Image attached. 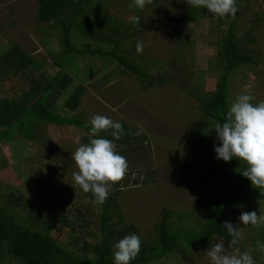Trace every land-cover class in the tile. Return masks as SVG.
Wrapping results in <instances>:
<instances>
[{"label":"rangeland","instance_id":"1","mask_svg":"<svg viewBox=\"0 0 264 264\" xmlns=\"http://www.w3.org/2000/svg\"><path fill=\"white\" fill-rule=\"evenodd\" d=\"M125 1L104 0V4L109 12L129 21L136 14ZM36 7V0H0V53L17 44L37 61L24 74L0 78V98L10 99L27 89L33 80L43 86L48 76L58 71L59 32L35 19ZM191 7L186 0H159L139 9L141 31L135 35L137 41L132 49L136 51L137 43H142L144 50L139 56L155 62L147 69L156 74L158 67L164 68L175 75L174 81L149 85L136 75L121 72L119 64L110 58L82 55L68 69L70 83L54 102V110L66 114V98L82 84L85 90L80 108L69 110L68 114H76L85 121L96 114L113 121L123 120L145 136L128 148L116 144L117 153L127 159L128 171L122 181L109 185V193L116 185H122L123 190L117 195L119 209L125 222L137 229L140 240L155 235L164 208L173 229L192 224L199 216L176 219L179 213L194 208L201 194L199 177L204 173L202 156L189 145L190 131L201 111L196 94L184 86L198 91V96L214 89L220 71L215 64L217 48L225 38L232 15L204 14L192 19ZM237 9V42L253 62L238 66L231 74L227 97L231 105L239 95L250 94L255 97L251 101L255 105L264 101V0H237ZM252 25L255 29L249 34ZM73 41L77 48L105 45L86 38L76 41L74 37ZM88 69L93 73L89 74ZM37 132L35 140L15 136L0 143V184L24 194L14 215L21 222L32 224L41 215L56 219L64 213L76 224L79 209L98 219L101 205L90 197L94 194L73 185V173L78 172V167L72 153L80 144H89L91 135L72 125H40ZM84 138L88 141L84 142ZM234 207L226 221L237 227L243 238L233 248H228L229 240L215 235L208 244L192 249L191 254L186 253V248H177L151 264H210L206 251L221 240L228 253L238 248L240 252H249L255 264H264V252L257 250L264 244V225H243L239 220L245 211L264 214V203ZM60 224L56 219V225ZM70 235L82 239L71 228L58 237L68 243Z\"/></svg>","mask_w":264,"mask_h":264},{"label":"trees","instance_id":"2","mask_svg":"<svg viewBox=\"0 0 264 264\" xmlns=\"http://www.w3.org/2000/svg\"><path fill=\"white\" fill-rule=\"evenodd\" d=\"M36 1L35 19L42 26L59 32L61 55L56 62L58 71L48 76L43 86L33 80L27 89L12 95L10 99L0 98V143L10 141L15 136L35 140L39 126L47 124L72 125L90 134L91 139H109L125 148L143 141L145 136L123 120H116L123 125V132L121 138L115 140L111 129L93 136L90 121L76 114H68L69 110L75 111L81 104L85 90L82 84H78L66 98V114L54 110V102L70 83L71 77L67 71L77 56L100 55L110 58L119 64L121 72L136 75L141 82L149 85L174 81L175 75L164 68L158 67L156 74L151 73L147 66L155 62L145 61L132 49L135 46L132 44L137 41L135 35L141 31L138 23L126 21L109 12L104 0ZM157 1L153 0L152 4ZM125 3L131 6L133 1L127 0ZM131 7L135 16H139V8ZM204 14L217 16L207 8L192 6L189 18L196 19ZM238 14L237 10L228 24L221 46L217 48L215 64L220 71L214 89L203 91V95L198 96V91L195 93L193 88L184 86L190 93L196 94L201 111L198 122L190 131L189 145L202 156L204 173L199 177L201 194L194 208L179 213L176 219L191 218L195 214L199 215L198 220L173 229L167 222L164 208L163 218L155 227V235L140 240V252L131 264H151L170 255L177 248H186V253L191 254L192 249L208 244L215 235L230 241L232 237L223 225L228 213L235 210L234 206L254 203L259 206L260 202L264 203V189L253 187L251 180L241 173L248 167L246 162L236 158L225 162L217 159L215 152V146L222 143L215 127L226 122L230 107L227 97L230 76L238 66L253 62V58L237 42ZM254 29L252 25L248 33L251 34ZM74 37L76 41L86 38L105 45L91 49L77 48ZM250 40H253L252 36ZM36 62L19 45L13 44L0 53V78L24 74ZM88 73L93 72L88 69ZM83 141L88 140L84 138ZM121 186L116 185L114 191L109 193L101 205L98 219L76 209V224L62 213L56 218L61 224L56 225L55 218L44 215L32 224L18 220L14 212L23 201L24 194L15 187L9 189L0 184V264L6 261L14 264H114V245L125 236L138 234L132 224L125 222L120 212L117 195ZM90 197L95 201L92 194ZM68 228L80 233L81 241L70 235L68 243L62 242L58 236Z\"/></svg>","mask_w":264,"mask_h":264},{"label":"clouds","instance_id":"3","mask_svg":"<svg viewBox=\"0 0 264 264\" xmlns=\"http://www.w3.org/2000/svg\"><path fill=\"white\" fill-rule=\"evenodd\" d=\"M152 2L153 0H133L131 6L143 10ZM186 2L193 7L207 8L220 17L235 16L238 10L236 0H186ZM130 19L140 23L139 16ZM143 50V44L138 42L137 53L142 54ZM254 99L255 97L250 94H241L230 105L226 122L215 127L218 139L222 142L215 146V152L217 159H223L225 162L233 158L246 162L248 167L241 172L242 175L251 180L253 187L264 189V101L254 105L251 103ZM89 123L93 136L111 129V135L115 140L121 138L123 125L118 121L96 114ZM72 158L78 167V172L73 173L74 187L79 185L85 193L92 192L96 204L102 205L106 201L109 185L119 183L127 175V159L117 153L116 144L109 139L94 138L89 144H80L72 153ZM239 220L243 225L260 226L264 225V214L245 211L241 213ZM223 227L232 237L228 248H233L243 238L242 233L228 221L224 222ZM140 247L138 235L125 236L114 245V264H131L139 254ZM257 250L264 252V244L259 245ZM206 253L210 264H255L249 252H240L236 248L233 253H228L223 240L209 247Z\"/></svg>","mask_w":264,"mask_h":264}]
</instances>
